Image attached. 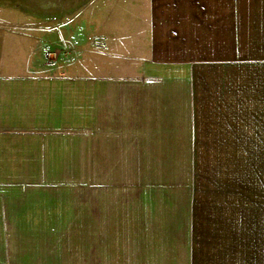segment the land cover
<instances>
[{"label":"crops","instance_id":"obj_1","mask_svg":"<svg viewBox=\"0 0 264 264\" xmlns=\"http://www.w3.org/2000/svg\"><path fill=\"white\" fill-rule=\"evenodd\" d=\"M99 8L103 47L67 60L33 19L0 24V264H264V0ZM75 156L95 187L126 174L131 243L92 260L28 229L69 213L68 184L37 173Z\"/></svg>","mask_w":264,"mask_h":264},{"label":"rangeland","instance_id":"obj_2","mask_svg":"<svg viewBox=\"0 0 264 264\" xmlns=\"http://www.w3.org/2000/svg\"><path fill=\"white\" fill-rule=\"evenodd\" d=\"M100 4L101 0H0V24L7 27H25L29 26L33 19L38 27L39 40L48 38L50 42L46 60H67L78 50L94 51L103 47ZM40 44L39 55L36 57L39 64L44 60L41 53L45 49V43ZM59 47L60 51H57ZM56 73L54 75H57ZM69 159L70 168L76 171L37 173L39 180L68 184L69 204L64 208L69 213L61 215L55 211V220L32 222L29 231L33 230V225L39 231L46 227V234H43L41 243L69 246L71 259L92 260L93 246L96 244L131 243V237L127 236L126 231L131 222L127 220L124 209L126 174H114L120 177L121 185H111L110 174L103 173L101 176L104 181L100 187L99 184L95 187L97 174L92 171V156H75ZM61 217L63 219H60ZM97 217L100 219H96ZM25 225L26 223L24 227ZM31 239L35 241L37 238ZM7 241L12 243L13 237L7 236Z\"/></svg>","mask_w":264,"mask_h":264}]
</instances>
